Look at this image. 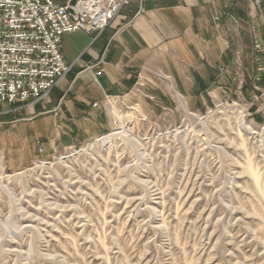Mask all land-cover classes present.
I'll list each match as a JSON object with an SVG mask.
<instances>
[{"label":"rangeland","instance_id":"374dc122","mask_svg":"<svg viewBox=\"0 0 264 264\" xmlns=\"http://www.w3.org/2000/svg\"><path fill=\"white\" fill-rule=\"evenodd\" d=\"M248 12L250 83L236 52L221 96L110 101L104 136L0 174V264H264V0Z\"/></svg>","mask_w":264,"mask_h":264},{"label":"crops","instance_id":"0c3cea01","mask_svg":"<svg viewBox=\"0 0 264 264\" xmlns=\"http://www.w3.org/2000/svg\"><path fill=\"white\" fill-rule=\"evenodd\" d=\"M248 1L130 0L107 28L64 35L67 77L41 101L0 103V174L104 136L110 101L137 103L152 117L176 103L167 85L189 109L211 90L221 96L239 73L236 52L247 56L250 83V29L239 26L248 27Z\"/></svg>","mask_w":264,"mask_h":264},{"label":"built area","instance_id":"2783aa9c","mask_svg":"<svg viewBox=\"0 0 264 264\" xmlns=\"http://www.w3.org/2000/svg\"><path fill=\"white\" fill-rule=\"evenodd\" d=\"M129 2L0 0V103L43 100L71 70L62 54L63 36L107 28Z\"/></svg>","mask_w":264,"mask_h":264},{"label":"bare ground","instance_id":"6f19581e","mask_svg":"<svg viewBox=\"0 0 264 264\" xmlns=\"http://www.w3.org/2000/svg\"><path fill=\"white\" fill-rule=\"evenodd\" d=\"M85 1L88 2L89 0H85ZM82 6H83V3L80 5V9H81ZM86 8H87V7H86ZM86 8H84V9L86 10ZM84 9H83V10H84ZM110 137H112V136H111V135H107V136H105L104 139H103L104 142H106V141L108 142V140L110 139Z\"/></svg>","mask_w":264,"mask_h":264},{"label":"water","instance_id":"95a60500","mask_svg":"<svg viewBox=\"0 0 264 264\" xmlns=\"http://www.w3.org/2000/svg\"><path fill=\"white\" fill-rule=\"evenodd\" d=\"M79 0H70V6H74L78 3Z\"/></svg>","mask_w":264,"mask_h":264}]
</instances>
